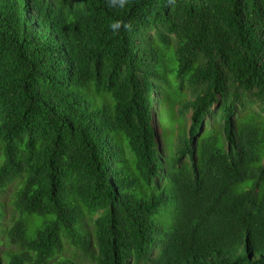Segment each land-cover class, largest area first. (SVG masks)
Instances as JSON below:
<instances>
[{
    "label": "trees",
    "instance_id": "obj_1",
    "mask_svg": "<svg viewBox=\"0 0 264 264\" xmlns=\"http://www.w3.org/2000/svg\"><path fill=\"white\" fill-rule=\"evenodd\" d=\"M10 188L0 264H264V0H0Z\"/></svg>",
    "mask_w": 264,
    "mask_h": 264
},
{
    "label": "rangeland",
    "instance_id": "obj_2",
    "mask_svg": "<svg viewBox=\"0 0 264 264\" xmlns=\"http://www.w3.org/2000/svg\"><path fill=\"white\" fill-rule=\"evenodd\" d=\"M11 194H12V190H11V188L10 189H6L3 193H1L0 194V200L1 201H3V202H5V205H7V209H6V215H5V220H4V223L5 224H9L10 223V221H9V218H10V211H11V209L9 208V201H10V199H11ZM7 203V204H6ZM2 248V247H1Z\"/></svg>",
    "mask_w": 264,
    "mask_h": 264
},
{
    "label": "clouds",
    "instance_id": "obj_3",
    "mask_svg": "<svg viewBox=\"0 0 264 264\" xmlns=\"http://www.w3.org/2000/svg\"><path fill=\"white\" fill-rule=\"evenodd\" d=\"M118 2H119V6L123 7L124 0H118ZM110 27L115 32V31H118L120 29L121 24L119 22L113 23L110 25Z\"/></svg>",
    "mask_w": 264,
    "mask_h": 264
}]
</instances>
